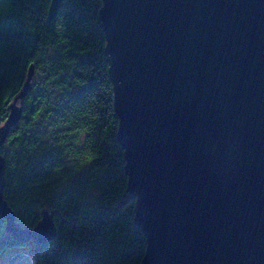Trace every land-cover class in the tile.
I'll list each match as a JSON object with an SVG mask.
<instances>
[{"label":"water","instance_id":"water-1","mask_svg":"<svg viewBox=\"0 0 264 264\" xmlns=\"http://www.w3.org/2000/svg\"><path fill=\"white\" fill-rule=\"evenodd\" d=\"M100 19L142 264H264V0H104ZM22 114L16 99L0 127V217L40 245L54 213L23 228L5 200Z\"/></svg>","mask_w":264,"mask_h":264},{"label":"trees","instance_id":"trees-1","mask_svg":"<svg viewBox=\"0 0 264 264\" xmlns=\"http://www.w3.org/2000/svg\"><path fill=\"white\" fill-rule=\"evenodd\" d=\"M51 5L0 0V127L18 99L22 118L1 149L5 200L23 228L54 213L57 235L17 241L0 217V255L28 247L35 264H142L148 243L118 140L104 0H61L53 15Z\"/></svg>","mask_w":264,"mask_h":264},{"label":"rangeland","instance_id":"rangeland-1","mask_svg":"<svg viewBox=\"0 0 264 264\" xmlns=\"http://www.w3.org/2000/svg\"><path fill=\"white\" fill-rule=\"evenodd\" d=\"M0 264H35L32 251L28 247L5 250L0 255Z\"/></svg>","mask_w":264,"mask_h":264}]
</instances>
